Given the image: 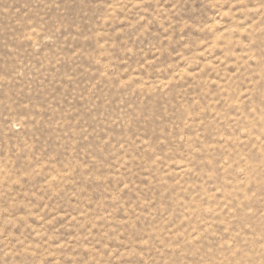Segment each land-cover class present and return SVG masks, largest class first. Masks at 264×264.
Segmentation results:
<instances>
[{"label": "rangeland", "instance_id": "obj_1", "mask_svg": "<svg viewBox=\"0 0 264 264\" xmlns=\"http://www.w3.org/2000/svg\"><path fill=\"white\" fill-rule=\"evenodd\" d=\"M0 264H264V0H0Z\"/></svg>", "mask_w": 264, "mask_h": 264}]
</instances>
